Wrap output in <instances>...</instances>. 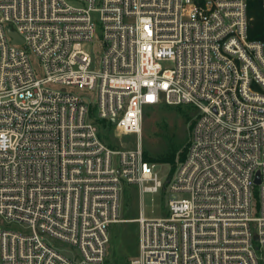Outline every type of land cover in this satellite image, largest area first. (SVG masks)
Here are the masks:
<instances>
[{
	"label": "built area",
	"instance_id": "built-area-1",
	"mask_svg": "<svg viewBox=\"0 0 264 264\" xmlns=\"http://www.w3.org/2000/svg\"><path fill=\"white\" fill-rule=\"evenodd\" d=\"M249 24L245 0H0V264H104L125 185L169 193L164 216L133 219L129 264H264V38ZM157 104L197 111L166 183L90 113L139 134Z\"/></svg>",
	"mask_w": 264,
	"mask_h": 264
},
{
	"label": "rangeland",
	"instance_id": "rangeland-1",
	"mask_svg": "<svg viewBox=\"0 0 264 264\" xmlns=\"http://www.w3.org/2000/svg\"><path fill=\"white\" fill-rule=\"evenodd\" d=\"M93 17L98 18V13ZM89 45V51L96 49ZM37 74L40 73L38 63L32 60ZM163 66L170 67L171 63H163ZM86 99L92 101L96 98L94 92L77 90ZM197 111L190 105L171 106L157 104L147 106L144 110L141 132L139 134H120L115 128L109 131V142L114 149L132 148L140 143L142 149L155 158L157 155L166 153L176 148L175 168L181 160L178 157L184 151L189 140L192 125ZM154 171L163 183L171 179L173 172L169 163L151 162ZM168 191L161 189L157 193H139L136 185H125L120 198L119 216L120 221L114 223L109 229V241L106 249V264H129L130 260L138 252V224L133 221L138 217L139 212L145 218H156L164 216L167 210ZM3 224V223H2ZM4 226L21 230L18 224H3ZM52 246L61 248L68 254L76 253L66 245L60 244L53 239L46 238ZM105 264V261H104Z\"/></svg>",
	"mask_w": 264,
	"mask_h": 264
},
{
	"label": "trees",
	"instance_id": "trees-1",
	"mask_svg": "<svg viewBox=\"0 0 264 264\" xmlns=\"http://www.w3.org/2000/svg\"><path fill=\"white\" fill-rule=\"evenodd\" d=\"M247 4V14L250 18V24L248 27V37L251 40H260L264 38V9H262L260 0H245ZM94 107H91L90 113L93 116L94 123L98 128V134L100 138L111 148L113 145L109 142V131L114 128L109 121L104 119H98L94 115ZM187 146V144H186ZM186 146L182 154L178 157L179 160H183L186 155ZM144 159L148 162H159V163H169L172 167L170 171L173 172L175 169V160H176V148L168 150L166 153L157 155L155 158H152L146 149L143 150ZM127 186V185H126ZM106 264V259H105Z\"/></svg>",
	"mask_w": 264,
	"mask_h": 264
},
{
	"label": "water",
	"instance_id": "water-1",
	"mask_svg": "<svg viewBox=\"0 0 264 264\" xmlns=\"http://www.w3.org/2000/svg\"><path fill=\"white\" fill-rule=\"evenodd\" d=\"M8 34L11 36L12 38V42L13 43H21L22 42V38L18 36V34L10 29H8ZM117 120L116 119H111L110 123L112 124V126H114L116 124ZM255 183H259V177L258 174L256 175L255 178Z\"/></svg>",
	"mask_w": 264,
	"mask_h": 264
}]
</instances>
